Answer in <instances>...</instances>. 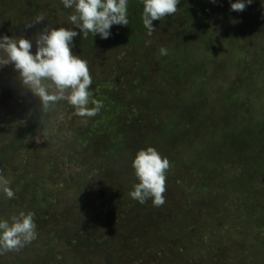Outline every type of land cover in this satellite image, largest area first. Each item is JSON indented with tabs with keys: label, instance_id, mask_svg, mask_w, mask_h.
Wrapping results in <instances>:
<instances>
[{
	"label": "rangeland",
	"instance_id": "374dc122",
	"mask_svg": "<svg viewBox=\"0 0 264 264\" xmlns=\"http://www.w3.org/2000/svg\"><path fill=\"white\" fill-rule=\"evenodd\" d=\"M199 2L186 0L201 7L189 17L178 4L136 42L119 32L127 25L74 37L89 106L102 102L95 118L65 100L42 112L12 65L0 67V182L14 191L0 190V217L31 210L37 230L0 264H264V0L243 11ZM72 11L62 0H0V34L73 27ZM94 121L116 125L118 150L105 152L112 139ZM162 122L172 123L164 136ZM147 146L169 161L159 206L129 195L131 161Z\"/></svg>",
	"mask_w": 264,
	"mask_h": 264
},
{
	"label": "clouds",
	"instance_id": "9594fccd",
	"mask_svg": "<svg viewBox=\"0 0 264 264\" xmlns=\"http://www.w3.org/2000/svg\"><path fill=\"white\" fill-rule=\"evenodd\" d=\"M252 2L230 0V9L243 11ZM62 3L65 8L73 9L68 16L73 27L45 23L32 39L0 34V67L12 65L22 85L38 98L42 112L55 102L65 100L76 114L91 117L100 111L102 102L92 100L89 106L92 77L88 62L73 51L74 37L91 33L107 39L113 25H128V0H62ZM178 3L179 0H142L141 18L148 35L156 27L153 20L175 13ZM41 21H44L43 14L24 26L30 28ZM131 165L138 182L129 195L140 203L151 198L154 206L161 205L165 200L167 157H162L153 146H147L135 153ZM0 190L9 198L14 196L9 182H0ZM33 217L31 210H21L9 218L0 217V252L18 250L36 238Z\"/></svg>",
	"mask_w": 264,
	"mask_h": 264
},
{
	"label": "trees",
	"instance_id": "16d2710c",
	"mask_svg": "<svg viewBox=\"0 0 264 264\" xmlns=\"http://www.w3.org/2000/svg\"><path fill=\"white\" fill-rule=\"evenodd\" d=\"M199 1H200L199 2L200 4H206V2H207V0H199ZM178 4L181 7L183 6V8H181V13L185 14V16H187V17H189L195 11H199V9L201 8V7L198 8V5L195 8H193V6H188V4L186 3V0H179ZM142 10H143L142 0H128V20H129V23L126 26L125 30L123 28L119 30V32H121V34L122 33L128 34L129 32H134L136 34L137 33L140 34L145 29V27L142 23V18H141ZM188 21H189V19L186 20V22H188ZM153 24H155V20H153ZM138 34H137L135 42L137 41ZM119 106H120L119 102H116L115 104L110 105L108 107V111H107L108 113L107 114L114 112ZM165 110L167 112L165 115L162 116L165 119H166L167 114L170 113L172 116H175V114L177 113V111H175V109H174V106L169 108V109H165ZM104 116H106V115H104ZM94 118H95V116H94ZM94 123L97 125L96 126L97 128L100 127V129H103V131H107V134H108L107 136H109L108 138L112 139L111 142H109V145H108L109 148L105 147L106 148L105 152H107V151L112 152V151L118 150V143L116 142L118 140H117V137L115 134L116 125L112 121H102L99 124H98V121H94ZM33 128L34 127L32 125H29L25 129L24 132H30ZM158 128H161V131H158L159 134L161 136H164L172 128V123L169 124L166 122H162L160 125H158L157 129ZM151 129L154 130L155 126L152 127ZM157 129L154 132L155 134H157ZM105 139H107V138H105ZM101 150H104V149L101 148ZM262 164H264V161Z\"/></svg>",
	"mask_w": 264,
	"mask_h": 264
}]
</instances>
